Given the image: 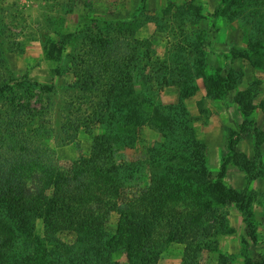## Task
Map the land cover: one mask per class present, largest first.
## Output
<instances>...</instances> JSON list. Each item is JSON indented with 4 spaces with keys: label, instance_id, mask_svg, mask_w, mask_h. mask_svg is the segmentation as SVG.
Here are the masks:
<instances>
[{
    "label": "trees",
    "instance_id": "1",
    "mask_svg": "<svg viewBox=\"0 0 264 264\" xmlns=\"http://www.w3.org/2000/svg\"><path fill=\"white\" fill-rule=\"evenodd\" d=\"M233 5L243 11L257 5L264 11L263 2L256 0H221L220 3L224 10ZM184 8V14L182 11L173 13L170 6L163 9L158 25L170 36L167 48L184 56H195L193 64L188 59H180L171 62L167 68V58H156L152 61L155 67L147 74L145 68L153 56L149 41L139 37L130 39L131 36L123 32L122 38L115 36L112 41L104 36L100 44L85 42L89 49L74 59L79 60L80 71L75 69L74 74L78 85L83 87L82 100L88 99L85 95L88 89L93 97L84 112L86 117L82 115L74 122L70 119L67 127L76 132V123L84 117L88 129L94 122L106 128L95 138L89 157H80L70 167L58 164L56 152L47 143V137L53 134L48 126L49 119H43L48 113L47 108L38 109L24 99L23 104H11L5 111L0 122V264H34L38 250L43 254L40 263L56 262L57 257L50 250L62 231L77 232L79 247L89 243L93 246L94 251L82 264H100L102 261L113 264L101 256L118 250V245L124 244L126 248L128 242L132 247L131 255L140 264H151L154 250L175 240L185 245L182 264H202L200 253L216 246L219 236L229 230L228 213L216 208L210 200L213 192L223 201L236 202L246 221L253 224L252 206L239 199V191L226 188L221 180L225 166L218 179L211 182L209 176V181H204L209 175L205 164L206 144L188 118L185 104L198 90L197 78L204 79L209 97L222 99L237 89L242 73L235 70L221 72L223 69L218 67L214 74H206L205 54L190 39L185 26L192 19L189 18L191 11ZM253 15L246 22V26L250 25L248 47L241 56L264 72V25L256 22V12ZM72 36L59 43L49 38L45 43L48 58L59 60L65 42ZM124 39L126 41H121ZM72 64L76 65V61ZM160 68L163 70H158ZM140 78L147 84L133 101L127 89ZM15 82L27 87V95L45 94L46 101L52 103L56 92L53 86L28 78ZM164 85L178 88V96L169 106L156 100ZM118 87L122 88L120 96L124 103L114 111L111 100ZM237 92L236 101L244 115L245 127L252 122L249 119L253 109L251 101L257 94V85ZM146 102H153V111L160 118L131 119L132 115L147 116L142 111ZM78 110L82 114V110ZM125 112H128L126 118ZM145 125L153 127L160 135L159 140L147 149L140 164L118 162L116 146L133 147V141L138 140L139 131ZM231 141L229 138V153L233 151ZM254 151L252 159L238 155L237 164L249 179L261 177L264 169L260 143L255 144ZM146 175L149 185L141 187L140 180ZM134 188H138V193L133 197L131 191ZM114 212L120 216L117 230L112 235L104 233ZM38 219L43 223L40 233ZM64 256L57 260L60 264H70ZM246 264L264 262L255 263L248 258Z\"/></svg>",
    "mask_w": 264,
    "mask_h": 264
},
{
    "label": "rangeland",
    "instance_id": "2",
    "mask_svg": "<svg viewBox=\"0 0 264 264\" xmlns=\"http://www.w3.org/2000/svg\"><path fill=\"white\" fill-rule=\"evenodd\" d=\"M256 1L264 4V0ZM220 3L221 0H0V122L2 123L4 113L11 108V104L21 105L24 99H28V103L33 107L41 110L47 108L45 111L48 113L43 119H49L47 121L51 125L48 126L53 131V134L47 137V143L56 152V161L60 166L70 167L80 157H89L95 138L105 132V126L94 122L88 129L83 117L75 125L78 127L76 132L67 127L70 119L74 122L78 117L85 116L84 112L90 106V97H93L88 89V92H85L88 99L82 100L83 87L78 85L74 74L75 69L80 71L79 60L74 59L79 54L84 55L89 49L85 42L100 44L104 36L112 41L116 37L122 38V32L126 36L130 35V39H147L153 51V56L147 63L148 68H145L147 74H151L155 67L152 61L156 58H167V68L171 62L180 59H188L190 64H193L195 56H184L179 51H170L167 48L170 36L167 30L160 29L158 25L163 9L170 6L173 13L182 11V14L184 7L190 9L189 18L192 19H187L185 26L190 39L195 41L196 47L205 54L206 74H214L218 67L223 69L221 72L235 70L242 73L237 89L230 91L222 99L209 97L204 79L199 77L195 80L198 89L196 94L186 100L188 118L193 121L198 137L206 144L205 164L209 175L204 181L213 182L218 179L225 166L221 179L225 187L239 191V199L249 203L253 211V224H249L236 202L223 201L213 192L210 200L216 208L228 213L229 230L219 236L216 246L200 253L199 261L202 264H246L249 258L255 263H263L264 169L261 177L249 179L237 163L240 154L250 159L254 157L257 142L260 143L261 159L264 163V72L241 56L248 47L250 25L246 26V22L254 17L256 12V22L264 25V11L257 8L258 4L244 11L235 5L224 10ZM245 16L246 19H243ZM69 35L73 36L65 42L60 59H49L45 52L47 40L51 38L59 43V40L66 39ZM73 61H76V65L72 64ZM164 72L170 73L169 70ZM20 78L53 86L56 92L52 103L46 101L45 94L27 95V87L23 83L17 85L15 82ZM144 84L147 82L142 78L129 84L127 91L129 90L133 101L137 100ZM250 85L252 88L257 85V94L251 101L253 109L249 119H252V122L243 127L245 118L236 97L237 91H243ZM164 86L156 100L159 104L169 106L174 102H167V98L175 95L178 88L172 85ZM121 91L122 88L118 87L112 97L111 108L114 111L124 103L120 96ZM152 106L153 102H146L142 111L147 113V116L132 115L131 119H159L160 115L153 111ZM78 108L82 110V114ZM127 113L124 114L125 118ZM159 138L160 135L153 127L145 125L139 131L138 140L133 141V147L116 146V157L117 160L120 159L118 162L140 164L147 149ZM229 138L232 139V153H229L227 148ZM141 167L142 165L138 166V169ZM209 176L211 179L207 180ZM140 181L141 187L149 185L148 175ZM131 192L133 197L137 196L138 188ZM205 194L209 195L207 192ZM119 223V213H112L104 233L114 234ZM42 227V220L38 219L39 233ZM56 239L57 242L52 243L50 253L58 259L65 255V261L70 264H82L94 251L91 243L79 247L77 232L62 231L57 234ZM117 247L118 250L113 253L105 252L101 257L110 259L113 264H140L139 260L131 255L130 242L126 248L124 244ZM184 250L185 245L181 242H165L154 250L151 264H182ZM38 251L39 255L36 256L37 261L34 264H42L40 261L43 254ZM57 258L56 262L51 264H60L61 261ZM100 264H105V261Z\"/></svg>",
    "mask_w": 264,
    "mask_h": 264
},
{
    "label": "crops",
    "instance_id": "3",
    "mask_svg": "<svg viewBox=\"0 0 264 264\" xmlns=\"http://www.w3.org/2000/svg\"><path fill=\"white\" fill-rule=\"evenodd\" d=\"M177 96H178V92H176L175 95H173L171 98H167V102H175ZM164 98H165V95H163L162 99L164 100Z\"/></svg>",
    "mask_w": 264,
    "mask_h": 264
}]
</instances>
